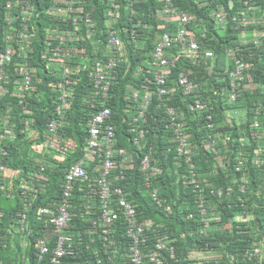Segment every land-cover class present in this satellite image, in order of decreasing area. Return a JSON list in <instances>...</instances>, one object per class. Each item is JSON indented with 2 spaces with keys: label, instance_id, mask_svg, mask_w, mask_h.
Returning a JSON list of instances; mask_svg holds the SVG:
<instances>
[{
  "label": "trees",
  "instance_id": "obj_1",
  "mask_svg": "<svg viewBox=\"0 0 264 264\" xmlns=\"http://www.w3.org/2000/svg\"><path fill=\"white\" fill-rule=\"evenodd\" d=\"M4 1L0 4V54L11 43L5 34L12 32V25L15 27L13 33L17 34L21 22L16 20L10 23L3 18ZM20 1L19 11L32 4L35 12L41 16L45 7L56 0ZM86 1L84 8L94 9L98 31L75 44L84 50L83 55L91 62L89 66L84 65L75 55L77 61H74L71 76L73 97L65 120L54 136L58 142L53 148L41 146L48 121L55 113V94L51 90V83L58 80V76L47 74L46 63L51 54L43 56L42 50L46 32L61 29L64 22L40 16H31L28 20L34 26L36 36L30 38L26 52L21 55L38 68L34 92L31 97H26L28 103L26 100L21 102L16 94V83L19 82L16 53L11 62L3 65V80L7 89L0 98V114L8 112L10 107L11 131L6 133L0 127L3 136L0 145L6 149L5 154L0 149V264H50L58 233L53 225H45L48 213L43 212L42 208L56 211L64 196L66 171L84 154L89 134L86 130L87 118L103 107L102 104L99 106L100 103L95 107L89 106L86 100L92 91L94 62L112 57L104 25L108 0ZM215 1L223 0H171L170 7L190 16L189 26L196 32L201 52L193 63L191 58L179 54L181 45L172 44L167 49L168 56L177 57L176 66L168 78L169 86L175 91L163 98L153 97L148 109L145 137L138 143L134 139L136 133L129 125L138 104L132 92L135 89L143 90L148 67L146 61L152 59L162 33L166 29L172 32L176 23L166 22L160 15L165 0H120V17L114 27L124 39L125 51L120 54L123 60L117 63L113 73L116 79L111 84L110 97L105 103L112 113L103 131L107 132L111 124L114 147H123L130 152L135 163L115 185H120L135 204L139 224L144 226L146 219L151 220L148 223L150 228L144 231V242L140 245L143 264H151L149 257L154 253L162 255L166 264H203L208 251L212 254L208 264H264V0H248L258 8L246 26L237 17V11L245 7L244 0H233L231 4L226 0L231 7L225 6L222 22H218L212 13L216 8ZM138 19L143 22L142 26L135 25ZM162 23H165V28H161ZM133 29L136 32L134 39L131 33ZM230 47L235 49L237 58L251 63L250 67L244 69L245 79L238 87V97L234 102L228 90L230 71L236 66L233 57L227 53ZM205 49L211 50L214 56L208 59L202 57ZM181 70H185L196 83V95L206 103V113L213 112V130L205 126V112L193 113L188 110V102L193 101L194 97L185 94L176 85L175 80ZM168 104L177 105L184 112L186 133L191 143L183 148H191V160L195 163L193 172H190L186 155L178 154L181 145L174 139L172 129L165 127L168 116L163 107ZM26 108L30 111H26ZM255 119L261 123V139L251 135V124ZM0 120L3 121V117ZM26 120L29 128H26ZM28 129L36 132L34 139H31ZM214 131L229 135L227 146L218 154L208 151L203 143L205 135ZM36 146L41 149L37 151ZM240 151L244 160L237 169ZM147 154H150L152 164L163 167L162 173L151 178V188L145 187V173L141 168V160ZM94 162H99V159ZM41 164L45 167L39 172ZM87 168L88 177L74 181L72 194L68 197L72 218L63 232L74 238L76 247L73 255L61 258V264H129L132 241L126 223L119 217L112 224L110 234L118 250L116 253L110 252L112 259L108 260L109 252L105 251L107 248L101 228L94 227L92 223L94 218L100 221L99 212L96 213L99 208L85 211L88 203L84 196L85 188L96 176L92 165ZM7 170L19 172L5 177L3 173ZM192 177L197 179L199 189L205 194L206 215L211 217L207 226L203 213L197 207V194L189 181ZM241 177L247 182L244 191L239 189ZM24 186L28 189V198L23 195ZM155 188L161 203L153 199L151 190ZM27 203L29 208L25 211ZM165 206H170L171 211L166 210ZM24 211L27 225L22 231L19 218ZM237 215H247L248 218L236 219ZM21 233L26 234V245H22L23 241L18 237ZM165 234L167 238H164ZM39 236H44L49 245V251L41 259L37 255L39 246L36 241ZM159 240L167 244L165 248L156 250ZM168 242L169 246H173V254L167 249ZM253 246L261 249V255H246V251Z\"/></svg>",
  "mask_w": 264,
  "mask_h": 264
},
{
  "label": "built area",
  "instance_id": "obj_2",
  "mask_svg": "<svg viewBox=\"0 0 264 264\" xmlns=\"http://www.w3.org/2000/svg\"><path fill=\"white\" fill-rule=\"evenodd\" d=\"M164 9L160 12L162 19L166 22L176 23L173 25L172 32L167 29L162 33L159 42H157L155 50L152 54V59L147 60V75H145V81L143 84V90L135 89L132 92L133 99L138 103L137 111L130 121L131 130L136 133L134 139L136 142H140L145 137V126L147 123L148 109L154 96L163 98L170 92H174L175 88L169 86L168 78L172 72V69L176 66L177 57L168 56L167 49L171 47L172 44L181 45L178 51L180 55L189 57L192 59L193 63L196 62V58L199 57L201 52L200 42L193 29H190L189 22L190 16L177 10L174 7H170L171 0H165ZM245 7L238 11V20L243 26H246L253 19V12H255L258 6L253 5L248 0H244ZM2 0H0V4ZM20 0H5L4 1V12L3 18L10 23L13 21L20 20V27L17 29V34L13 33L15 28L12 25V32L7 31L5 38L7 41L11 42L10 46H7L4 52L0 54V98L6 91V86L4 83V67L3 65L12 61L15 53L18 57L17 65L19 68L16 69L18 74L19 82L16 83V94L20 97V101L26 100V97H30L33 94V88L35 83V75L38 68L30 62L26 56L22 57V53L26 52L28 44L30 43V38L36 36V31L34 26L28 21L31 16L33 18L39 17L40 13L35 12L32 4H27L24 11H19ZM86 0H56L54 3L45 7V12L40 17L48 19H57L60 22H64V26L61 29H52L46 32L43 41L42 54H51L46 63L47 74H56L58 80L52 82V92L55 94L54 98V116L48 121V128L45 134V140L43 142L42 148H53L57 144L58 140L54 139V136L58 133V129L63 124L65 120L66 113L70 107V100L73 97V87H72V70L74 61L79 60L82 64H90V58L83 55L84 50L79 46L75 45L81 38L91 37L98 31V19L93 14L94 9L89 7V9L84 8ZM170 4V5H169ZM120 0H108L107 8L105 10V20L104 24L107 32V43L110 46V51H112V57L106 60L100 59L94 62L92 70V88L86 103L90 106L95 107L97 104L99 106L102 104L103 107L89 116L86 121V130L89 133L88 138L84 145V154L81 156L67 171L65 174L64 186H63V198L62 201L56 207V211L45 210L42 208L43 212H47L48 216L45 218V225H53L58 233L57 243L52 251L50 257V264H61V258L64 255H73L75 252V241L74 238L67 233H64V229L70 224L72 213L69 209L68 197L71 196L72 190L74 188V181L77 179H85L88 177V164L93 163L99 159L98 167L92 168L96 172L95 178L92 179L91 184L88 188H85L84 196L87 198L86 212H91L93 209L98 207L96 210L100 221L94 218L92 221L94 227L101 228V233L104 237V246H106V252L108 254V260L112 259L110 252H117L115 246L114 238L111 237L112 224L118 220L120 216L124 218L127 224V232L131 237V244L129 248V264H143V252L141 251L140 245L144 241V231L145 225H148V220H146L145 225H141L137 221L136 208L134 203L127 197L123 188L120 185H115L116 181H119L125 177V170L133 167V160L131 159L132 154H128L123 147L115 148L112 140L113 126L109 124L107 132L103 131V126L105 122L111 117V109L105 103L110 97V88L112 82L116 79L114 70H116V65L123 59L120 54L125 51L124 39L122 38L119 30L114 27V24L119 16L118 10L120 8ZM130 11H134L131 9ZM213 14L218 22H222L224 18V13L222 8H215ZM212 14V15H213ZM249 18H252L249 20ZM137 27L142 26L143 22L137 20L135 22ZM161 28H165V23H162ZM167 28V27H166ZM133 35L132 39L135 38V29L131 32ZM204 34H206L204 32ZM203 34V35H204ZM16 40V42H15ZM17 48V49H16ZM18 50V51H17ZM202 57L212 58L214 56L211 50L205 49ZM227 53L229 56L233 57L235 61V68L230 71V83H229V94L231 101H235L238 97V87L241 85L244 76V69L250 67L251 63L245 61L241 58L236 57V51L233 47L228 48ZM75 55L77 58L75 59ZM19 62H21L19 64ZM23 62V63H22ZM41 68V67H40ZM43 68V67H42ZM45 68H43L44 70ZM3 70V71H2ZM176 85L180 87L185 94L193 95V101L188 102V110L193 113H203L205 112V126L214 129V115L213 112L205 111L206 103L196 95V83L194 80L190 79L189 75L185 70L178 72L176 77ZM27 101V100H26ZM28 103V101L26 102ZM164 112L168 116V120L165 123L167 130L172 129L173 137L175 140L179 141L180 147L178 154L186 155V161L190 165V172H193L195 168V163L191 160V148L184 149L183 146L187 143H191L188 140V134L186 133L187 126L185 125L184 112L177 105L168 104L165 105ZM10 107H8V112L1 113L0 118L3 117V121L0 120V127L4 132L11 131L10 119L11 114L9 112ZM26 111H30L26 108ZM260 121L255 119L252 126L251 135L256 139H261L263 137L260 129ZM27 126V127H26ZM26 128H29V122L26 120ZM213 128V129H212ZM254 128V129H253ZM30 132L31 139L36 137V132L28 129ZM228 135L223 132H208L205 135L204 147L213 153H219L223 145L226 143ZM3 142V136L0 134V144ZM68 145H71L68 143ZM40 147V149H41ZM2 154L6 153L4 146L0 145ZM240 157L236 161V168L240 169L243 165V152L240 151ZM260 155V154H259ZM244 156V155H243ZM261 156V155H260ZM260 159V158H258ZM259 161V160H258ZM141 168L144 170V185L146 188H151L152 180L151 178L162 173L163 167L159 165L152 164L150 160V154L145 155L141 160ZM44 164L40 165V170L44 169ZM19 170L5 171L3 176L8 177L13 173L18 174ZM190 183L194 187V191L197 194V207L203 213V220L206 222V226L211 220L210 216H207V209L204 206L205 194L199 189V183L197 179L192 177ZM246 179L240 178L239 189L244 191L246 189ZM25 185V183H24ZM28 189L24 186L23 195L28 198ZM157 189L151 190L153 199L158 203H161L157 198ZM214 193V189L211 190ZM222 190L219 191V194ZM99 205V206H98ZM28 203L25 204L24 210H28ZM166 210L171 211L170 206H165ZM25 211L22 213L19 222H21V230L25 231L27 215ZM121 214V215H120ZM236 219H246L247 215H237ZM149 226L147 227V229ZM167 238V234L164 235ZM39 249L37 255L39 258L49 251V245L47 239L44 236H39L36 241ZM166 242L159 240L156 243V249H162L166 247ZM111 246V248H109ZM169 246V242H168ZM167 246V249L173 254V246ZM161 251V250H160ZM159 252V251H158ZM206 258L203 264H208V260L212 258L210 251L206 252ZM254 253V255H261V249L259 247L253 246L246 251V255ZM98 256V252H96ZM99 262L102 260L99 257ZM149 261L151 264H166L162 255L154 253L150 255Z\"/></svg>",
  "mask_w": 264,
  "mask_h": 264
},
{
  "label": "clouds",
  "instance_id": "obj_3",
  "mask_svg": "<svg viewBox=\"0 0 264 264\" xmlns=\"http://www.w3.org/2000/svg\"><path fill=\"white\" fill-rule=\"evenodd\" d=\"M225 1H226V0H223V1H215L214 4H216V8L218 7V8H222L223 10H225V6L227 5ZM232 1H233V0H228V4H231ZM227 7H231V5H227ZM214 9H215V7L213 8V10H214ZM240 9H242V8H240ZM240 9H239V10H240ZM239 10H238V11H239ZM238 11H237V15H238ZM212 13H213V11H212ZM243 34H244V33H243ZM256 34H257V33H256ZM233 102H234V101H233ZM236 111H237V110H236ZM238 113L241 114L240 111H239ZM129 125H130V122H129ZM228 139H229V135H228ZM228 139H227V141H228ZM227 141H226V143H227ZM226 143L223 145L222 149L225 148V147L227 146ZM127 153H128V152H127ZM129 153H130V152H129ZM129 153H128V154H129ZM130 154H131V153H130ZM132 162H133V164L135 165L134 161H132ZM134 165H133V167H134ZM133 167L128 168L127 170H125V173H126L128 170L132 169ZM125 173H124V174H125ZM245 183H246V185H247V182H245ZM246 189H247V186H246ZM195 193H196V192H195ZM132 203H133V202H132ZM134 205H135V204H134ZM135 208H136V206H135ZM120 215H121V214H120ZM136 217H137V221H138L137 209H136ZM120 218L126 223V221L124 220V218H123L122 216H120ZM146 220H148L149 222H151L150 219H146ZM146 220H145V222H146ZM145 222H144V224H145ZM149 222H148V223H149ZM138 223H139V221H138ZM126 226H127V224H126ZM148 226H149V225H145V229H146V230H148V229L150 228V227H149V228L147 229ZM144 235L146 236V234H144ZM143 242H144V241H143ZM117 250H118V249H117ZM156 250H157V249H156ZM141 251H142V250H141ZM142 252H143V251H142ZM142 254H143V253H142Z\"/></svg>",
  "mask_w": 264,
  "mask_h": 264
},
{
  "label": "rangeland",
  "instance_id": "obj_4",
  "mask_svg": "<svg viewBox=\"0 0 264 264\" xmlns=\"http://www.w3.org/2000/svg\"><path fill=\"white\" fill-rule=\"evenodd\" d=\"M36 147H37L36 150L39 151V150H40V146H39V147L36 146ZM35 161L37 162V161H39V160H36V159H35ZM91 165H92V167H94V168H97V167H98V163H95V162H94V163H90V164H88V166H91ZM16 235H17V234H15V235L13 236V239L16 237ZM25 235H26V234H25ZM25 235H23V234L21 233V235L18 236V237H20L21 241H23V242H22V245H24V244L26 245V243H27V242L25 241V239H26V236H25Z\"/></svg>",
  "mask_w": 264,
  "mask_h": 264
}]
</instances>
